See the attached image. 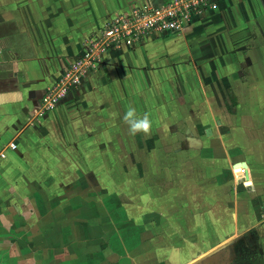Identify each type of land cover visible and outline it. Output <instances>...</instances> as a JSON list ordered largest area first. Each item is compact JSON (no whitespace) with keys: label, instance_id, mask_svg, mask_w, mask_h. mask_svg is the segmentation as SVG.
I'll return each instance as SVG.
<instances>
[{"label":"crops","instance_id":"obj_1","mask_svg":"<svg viewBox=\"0 0 264 264\" xmlns=\"http://www.w3.org/2000/svg\"><path fill=\"white\" fill-rule=\"evenodd\" d=\"M169 1L0 0V264H264V0L110 50L39 115L107 20Z\"/></svg>","mask_w":264,"mask_h":264},{"label":"built area","instance_id":"obj_2","mask_svg":"<svg viewBox=\"0 0 264 264\" xmlns=\"http://www.w3.org/2000/svg\"><path fill=\"white\" fill-rule=\"evenodd\" d=\"M217 5L218 0H170L162 6H138L107 20L101 34L88 42L83 56L49 89L39 115L55 109L72 88L82 84L87 73L97 71L110 50L133 47L153 33L182 32L195 16Z\"/></svg>","mask_w":264,"mask_h":264},{"label":"clouds","instance_id":"obj_3","mask_svg":"<svg viewBox=\"0 0 264 264\" xmlns=\"http://www.w3.org/2000/svg\"><path fill=\"white\" fill-rule=\"evenodd\" d=\"M124 120L129 126L130 134L133 136L140 133L147 136L151 131L152 121L148 118V116L145 115L143 118H138L135 110L132 108H129L126 112Z\"/></svg>","mask_w":264,"mask_h":264},{"label":"water","instance_id":"obj_4","mask_svg":"<svg viewBox=\"0 0 264 264\" xmlns=\"http://www.w3.org/2000/svg\"><path fill=\"white\" fill-rule=\"evenodd\" d=\"M237 166H238V167H246V164L243 163V164H239V165H237ZM246 180H247V181L250 180L248 172L246 173Z\"/></svg>","mask_w":264,"mask_h":264},{"label":"rangeland","instance_id":"obj_5","mask_svg":"<svg viewBox=\"0 0 264 264\" xmlns=\"http://www.w3.org/2000/svg\"><path fill=\"white\" fill-rule=\"evenodd\" d=\"M230 264H234V263L230 262Z\"/></svg>","mask_w":264,"mask_h":264}]
</instances>
